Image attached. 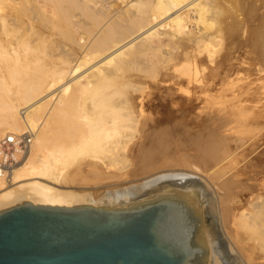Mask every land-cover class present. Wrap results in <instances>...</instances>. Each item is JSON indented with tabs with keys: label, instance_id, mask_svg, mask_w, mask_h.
<instances>
[{
	"label": "bare ground",
	"instance_id": "bare-ground-1",
	"mask_svg": "<svg viewBox=\"0 0 264 264\" xmlns=\"http://www.w3.org/2000/svg\"><path fill=\"white\" fill-rule=\"evenodd\" d=\"M32 3L37 4L34 5L33 11L34 15L39 17V21L42 18L44 20L48 18L50 22L47 23L54 22L49 19L50 15L59 12L64 16L70 9L78 10L80 15L87 20V22L72 20L77 31L82 29L87 32L88 37L86 38L70 36L71 32L65 31L70 27L64 29L63 33L68 34L75 43V46L69 45L68 47L64 44L63 46L57 45V48L68 55L66 56L67 61L64 60L65 64H60L58 60L57 63L60 66L56 62L54 65L51 62L52 65L49 68L46 63V66L43 65L45 67L38 66L37 59V62L33 61L34 65L36 64L39 68L35 65L37 68L33 69L32 74L34 70L37 73L38 69L37 76L29 74L32 70L30 68L33 67H30L31 59L22 60V57L20 58L22 55L17 50H21L19 46L23 44L25 46L21 47L25 49L24 52L27 55L26 50L33 48L31 43V46L29 45V39L27 42L23 41L27 38L23 37L24 32L17 30V27L19 34L9 29L13 28V25L12 27L7 26L3 12V6L6 4L11 8H26ZM217 7L216 0H0V137L7 132H23L26 129L36 136L30 152L13 169L9 182L0 180V210L23 202L59 206L126 207L148 200L150 196L173 193L176 198L187 205L193 218L198 219L199 228L208 244V264H244L236 250L231 245L224 244L214 229L213 223L218 221V215L220 216L219 202L221 199L217 191L206 185L204 177L205 180L199 178L198 175L196 179H191L181 175L162 174L151 176L152 178L142 185L131 186L128 190L105 191L106 193L99 195L85 189L83 192H75L67 186L70 180H74L73 172L79 164L87 165L89 172L112 174L104 182L110 181L114 185L126 181L127 178L130 179L134 160L133 152L143 151L149 147L136 141L139 137L138 133L142 139L150 136L152 138L153 133L167 126L163 119L158 118L151 122L150 112L145 113L149 109L157 113L162 110L157 103L152 105L144 103L145 99L143 101L142 98L151 93L147 83L155 82L158 87H156L157 91L163 95L171 92L172 85L181 89L186 83H195L204 70L206 73V69H208L207 77L209 78L214 67L204 66L206 61L209 64L215 62L217 67L227 63L228 56L225 53L221 54L218 61L215 60L218 53L217 47L219 44L222 45L220 43L223 38L221 37L222 23H225L226 19V15L220 11L221 16ZM210 19L214 22H208ZM48 28L50 29L49 26ZM49 34L47 36H50ZM10 35L14 37L11 38ZM202 54L206 56L202 57ZM33 58L32 60L35 59ZM131 67L140 69L142 73H133L135 70L132 69V73H129L130 71L127 73L125 70ZM44 68L47 72H43ZM259 69H261L260 66ZM40 70L41 75H39ZM79 70H83L85 81L83 83L78 80L71 82L70 80H73L72 78ZM168 71H173L175 74L170 75ZM167 80L169 83L166 82ZM162 83L169 85L164 86ZM61 86L62 89L60 88L58 93L54 92L55 95L51 94L48 99H45L51 91ZM188 92L192 95L190 90ZM83 93L86 94L83 106L81 105L84 109L77 117L78 113L76 115L72 110L76 111L75 108L79 105L77 101ZM153 93L155 92L152 91ZM53 97L55 100L51 103L50 99ZM155 97L157 98V95ZM192 98L190 106L194 108L195 105L192 102L195 98ZM157 99L160 100L159 97ZM181 99L185 98H179ZM176 102L172 103L176 107V112L170 117L174 120L178 116L184 117L180 106L177 107L179 102ZM69 111L73 113V116L76 115L77 119H70ZM157 116L160 117L159 114ZM126 120H129V123H126ZM57 122L65 128L62 132L60 130L61 133L57 135V138L55 137L56 140L53 139L54 141L49 145L46 140L49 139L48 136L55 127L53 125ZM79 129H85V142L79 140ZM225 141L226 139L220 140L213 147H218L222 151ZM83 143L89 148L87 151L89 153L84 156ZM114 171L118 174L112 173ZM85 181L96 182L89 179ZM166 184L174 185L177 189H169L172 192L166 191L163 188ZM236 186V184L233 185L229 192L232 190L234 193ZM255 186L259 187V184ZM187 187L201 190L202 195L208 199L207 207L213 217L212 220L217 219L214 222L211 220L210 227L214 231L208 237L204 235L208 231L204 230L210 218L206 217L208 214L205 215L204 212L200 214L196 211L190 203L191 200L185 197L187 192L183 189ZM247 191L249 196L245 209L243 200L246 198ZM261 193L264 192L255 191L253 188L249 190L242 188L234 193L235 195L243 194L242 199L231 198V201L233 200L236 208L235 227L237 229H239L237 226L251 228L254 238L259 243L260 251L264 253V194ZM222 226L226 230L223 221Z\"/></svg>",
	"mask_w": 264,
	"mask_h": 264
},
{
	"label": "rangeland",
	"instance_id": "rangeland-1",
	"mask_svg": "<svg viewBox=\"0 0 264 264\" xmlns=\"http://www.w3.org/2000/svg\"><path fill=\"white\" fill-rule=\"evenodd\" d=\"M216 1L218 2V11L223 12V14L226 15V19L225 23H222L223 25L221 32L223 36L221 34V37L223 38L221 39L222 41L220 40V43L222 45L219 44L217 47L218 49L216 51L218 53L216 54L217 59L215 60L218 61L221 54L225 53L228 56V59L226 61L227 63H225V65L227 66L223 65L221 67H217L215 66V62L211 63V65L208 61H206V64L204 66L214 67V70L209 78L207 77L208 69H206V73L204 70V72H202L203 74L201 73L202 75L198 76L199 80L195 81V83H186L187 86L185 85V88L182 87L181 89L176 85H172L170 87V89H172L170 90L171 92H166L163 95H161L160 92L157 91L158 87L155 82L153 83L152 81L150 83H147L150 87L151 93L147 94V96L145 95L142 98L143 101L145 99L144 103L146 105L157 103L162 107V110L157 113L152 112V110L149 109L145 113L148 114L150 112L149 114L151 116L149 120L151 122H154L158 118L163 119L164 123L168 127L165 126L164 129H160L153 133L152 138L150 136L142 139L139 133V137L136 135L138 137H136L137 142H141L149 147H147V149L143 151L136 150V152H133L134 160L131 168V174L129 176L130 179L127 178L126 181L118 182L119 184L115 183L118 185L117 186L110 181L104 182V180H108L112 174L106 175L102 172H89L87 170V165L79 164L73 172L74 180H70L69 185L67 186H70V189L75 192H83L85 190H89L88 192L99 195L100 193L103 194L105 191L116 192L119 190H128V188H130L131 186L135 187L138 185H142L152 177L162 174L181 175L183 177L191 179H196L198 175V177L202 178V180L206 179V185H208L209 187L211 186V189L217 191L220 194V216L218 215V221H216L217 219L214 220L216 222L212 220L213 217L209 213V209L207 207L208 199L202 195L201 190H197L193 187H187L185 190L183 189V191L187 192L185 193V197L189 201L191 200L190 203L200 214H203V212L205 213V215L208 214L206 217L210 218V220L207 226L210 227L212 221L214 222V229L218 233V236L221 238L222 242L226 245H231L234 250H236L237 254L240 255L238 257H241L240 260H243L242 262L244 264H264V253L260 251L259 243L256 238H254L251 228L247 229L245 227L237 226L239 229L242 228L239 230L235 227L234 214L236 212V208L234 207L233 200L231 201V198L242 199V197L244 196L243 194H234L236 193V191L238 192L242 188H244V190L253 188L255 189V191L264 192V0ZM34 5L36 6L37 4L32 3L31 6L29 5L26 8H11L6 4L3 6V12L5 16L4 20H6L7 26L12 27L13 25V28L9 29H13V31L18 32V34L22 30L24 32L23 37L27 38H24L25 40L23 41L27 42V40L29 39V45L31 43L32 46H30L33 48H30L31 50L28 51L26 50V53H28L27 56L24 52L25 49L21 47L23 44H20L19 47L21 48V50H17H19L22 56L18 55V57L20 56V58L22 57V60L24 59L26 61L27 59H31L30 62L32 61L33 64L30 63V67H33L30 68V70H32L31 72L29 71V74H31L32 76H35L36 74L37 76L38 69L37 73H35L36 70H34V74H32L34 68H37L38 66L42 67L43 65H45V63L47 67L49 66L50 68L52 63L54 65V62L57 63L58 60L60 64H65V61H67L66 59L68 55H66V52H62L60 48H57V45L61 44V46H63L64 44L67 47L69 45L75 46V43L72 41V38L70 36H83L86 38L88 37V35L87 32L82 29L77 31L75 29V26L73 25V21L81 20L82 22H87V20L80 15V12L78 10L67 9L68 13L64 16L63 14L61 15L59 12H57V14L50 15L49 18L54 22L47 23L50 22L48 21V18H46L45 20L44 18H42L43 20L40 19V22L39 17L34 15ZM221 12L220 15L222 16ZM70 20H73L72 23ZM58 22H60L61 27H59L60 25H58ZM62 22H64L63 25ZM208 22H214V20L210 19ZM66 23L68 26L66 25ZM33 24L34 26H32ZM48 26L50 27V29L48 28ZM16 27L17 30H20V32L16 30ZM45 29L53 30L55 31V34L53 33V31L48 30L49 32L53 33V35L51 33L49 34V32ZM64 29H66L65 31H70L71 33H69L71 35L69 36L68 34H64ZM48 34L50 36H47ZM11 36L12 35H10V37ZM36 36L39 37L37 38ZM51 38H54V41ZM25 56H27V58ZM29 56L31 58H29ZM33 56L35 59L33 58ZM201 56L205 57L206 55L204 56L202 54ZM32 58L34 60H32ZM36 59L38 61V66L36 64L35 65L37 67H35L34 65L35 62H33L36 61ZM59 63H57V65ZM256 64H258L261 69H259V66ZM52 67L55 68L56 66ZM255 67L258 69H256ZM46 68H44L45 70H43V72H47ZM49 68L48 70H50ZM131 69L135 71L133 72ZM83 70H79L77 74L72 78L73 80L70 81L74 82L75 80H78V82L83 83L85 81L83 77L84 73L82 72ZM125 71L127 73L129 71V73H142L140 72V69L137 70L134 67H131L130 69L127 68ZM168 72L170 75L175 74L173 71ZM41 74L42 72L40 70L39 75ZM166 82L169 83L168 80ZM167 83H162V85H169ZM189 86H191V89L189 88ZM60 88L62 89V86L55 89L56 91H51L49 96L45 97V99H48L51 94L55 95L56 93H58L60 91ZM186 90H190L192 95H190V93ZM152 91L155 93L152 94ZM154 94L157 95V98L159 97L161 101H158ZM174 95L177 98L174 97ZM54 97L50 99L51 103L55 100ZM186 97L188 99L190 97L191 98L188 100ZM192 97L195 98V101L192 102L195 105L194 108H191L190 106V102L193 99ZM85 98L86 94L83 93L80 96L79 100L77 99V103L79 105H77V107L75 108L76 111L72 110L74 114L78 113V115L76 114L77 117L80 115L79 113L82 112V109H84V107L82 108V104ZM166 98H168L169 100ZM179 98L185 99L179 100ZM45 99L43 98L42 100L44 101ZM175 99H178L177 102ZM173 102H179L177 104V107L180 106L184 117L181 118V116H178L175 118V120L170 119L171 115L176 112V107L174 104H172ZM69 113L70 116L68 115V117L72 120H75L76 115L73 116V113L70 111ZM158 114L160 115V117L157 116ZM125 122L129 123V120H126ZM59 124L61 123L57 122L56 125H53V127L55 126L57 129H55V127L52 128V132L50 131L52 134L50 133L48 136L49 139L46 140L47 144L50 145L54 140H56L57 135L63 131V128H65L63 126H60ZM57 126H59L60 129ZM84 132L85 129L78 131V136L80 138H77H79L81 142L86 141V132ZM34 137L36 136H33V140ZM50 137L52 140L50 139ZM224 138L226 139V141L223 143L224 146L222 147L224 148L222 149V151H220L218 147H213L216 142L225 140ZM82 151H84L82 152L83 156L89 153H87V151H89V148L86 147L84 143L82 146ZM99 156H102V154H99ZM192 172L194 174H197L194 175L192 174ZM112 173L118 174L116 171ZM88 179L94 180L96 182L88 183L85 181ZM235 184L237 186L234 193L232 190L231 192H229L230 188ZM257 184H259V187L255 186ZM163 188H165L166 191L169 192H172V190L169 189H177L176 186L171 184H166L163 186ZM66 189L69 188L66 187ZM97 190L98 192H95ZM246 194V198L243 200V207H245V209L247 208L248 203V191L246 192ZM151 197L153 196H150V198ZM14 205L17 204H13L12 206ZM222 221L224 222L226 230L223 229ZM207 226L204 230L208 231L204 234L206 237H208L209 234L214 231L213 228H208ZM249 231L250 233H248Z\"/></svg>",
	"mask_w": 264,
	"mask_h": 264
},
{
	"label": "water",
	"instance_id": "water-1",
	"mask_svg": "<svg viewBox=\"0 0 264 264\" xmlns=\"http://www.w3.org/2000/svg\"><path fill=\"white\" fill-rule=\"evenodd\" d=\"M208 254L198 219L173 193L126 207L0 210V264H208Z\"/></svg>",
	"mask_w": 264,
	"mask_h": 264
},
{
	"label": "built area",
	"instance_id": "built-area-1",
	"mask_svg": "<svg viewBox=\"0 0 264 264\" xmlns=\"http://www.w3.org/2000/svg\"><path fill=\"white\" fill-rule=\"evenodd\" d=\"M33 132H7L0 137V180L9 182L11 173L21 159L30 152Z\"/></svg>",
	"mask_w": 264,
	"mask_h": 264
}]
</instances>
